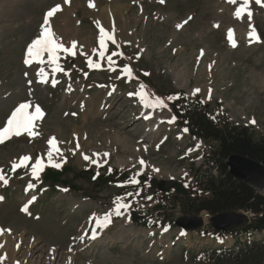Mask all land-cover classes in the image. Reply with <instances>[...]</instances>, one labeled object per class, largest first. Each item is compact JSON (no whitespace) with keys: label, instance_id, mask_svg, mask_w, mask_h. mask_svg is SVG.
<instances>
[{"label":"rangeland","instance_id":"374dc122","mask_svg":"<svg viewBox=\"0 0 264 264\" xmlns=\"http://www.w3.org/2000/svg\"><path fill=\"white\" fill-rule=\"evenodd\" d=\"M110 2L0 0V128L23 102H30V112L36 105L42 109V117L34 121L33 134L22 132L0 143V169L8 180L7 184L0 181V229L9 234L6 242L14 250L11 259L0 253V264H205L199 251L228 247L234 242L231 235L213 233L211 214L185 212L179 204L171 203L176 186L208 195L194 186L192 172L217 143L202 141L189 148L194 143L191 136L175 121L170 124L168 120L173 117L170 109L176 100L195 99L213 116L217 114L234 125L247 127L254 139L264 136V8L250 0L249 19L246 13L239 18L234 15L240 0H119L126 11L117 14L112 10L108 13L110 22L113 16L116 20L126 17L129 30L140 41L106 40L107 52L100 61L92 52L99 49L100 29L86 3L105 10ZM57 5L64 12L70 11L56 17L58 11L50 18L51 31L58 34L56 29L73 18L74 26L69 24L66 29L75 27L77 33L79 29L80 38L86 35L90 50L78 48L75 55L61 52L59 64L64 71L55 74L58 83L53 86L49 65L27 68L24 61L27 47L41 34L45 14ZM177 20H183L182 27L185 25L180 32L174 28ZM237 24L244 30L252 25L259 36L258 43H250L235 29L232 33L237 44L232 47L227 27L232 29ZM114 52L118 54L113 56ZM83 53L99 61L101 67L90 68ZM108 56L115 62V71L109 70ZM213 59L218 60L219 75L209 78L201 74L199 63ZM125 66L131 68L132 76L121 73ZM41 67L48 73L47 83L39 82L36 73ZM172 69L189 78L188 86L179 87L173 81ZM195 85H206L212 90L210 98L202 92L188 94L187 90ZM140 91L148 103L160 98L166 107H150L153 117L144 120L146 111L142 110L146 107L144 100L140 104ZM97 94H105L104 105L97 114L89 115L93 107L90 100ZM50 138L57 142L53 164L47 159L52 148ZM104 152H109L107 157ZM93 153H99V158ZM25 155L31 158L25 162L27 167L13 172L12 163H19ZM85 155L98 159L103 166L84 159ZM37 158L42 159L44 167L34 177L31 166ZM56 163L68 171L60 181L53 182L44 174L48 166L57 171ZM83 170L86 173L81 174L79 171ZM114 171L128 178L96 183L95 176L107 177ZM137 173L146 177L144 186L139 185ZM134 175L138 183H127ZM149 179L156 180V184L172 179L175 186L166 194L158 186L150 189ZM30 184L33 187L29 188ZM137 192L139 195H135ZM128 193L133 195L126 196ZM117 197H126L123 202H131L130 209L122 216L113 213L111 222L96 228V238H91L94 214L99 218L109 212ZM21 204L27 205L26 211H20ZM131 215H136L138 221L131 222ZM183 216L202 217L203 228L180 229L174 221ZM118 233L123 237L112 240ZM251 238H264V231Z\"/></svg>","mask_w":264,"mask_h":264},{"label":"trees","instance_id":"16d2710c","mask_svg":"<svg viewBox=\"0 0 264 264\" xmlns=\"http://www.w3.org/2000/svg\"><path fill=\"white\" fill-rule=\"evenodd\" d=\"M178 124L187 126L193 138L215 141L205 153L201 166L193 171V182L208 195L195 194L188 188L176 186L171 203L179 204L185 212L206 211L211 215L226 211H243L249 222L236 226L226 233L212 229L219 235H231L234 242L228 247L204 248L199 251L205 264H264V238L253 239L252 234L264 231V194L257 193L253 187L227 172L225 159L230 154H241L264 164V136L254 139L247 127L234 125L222 117H211L205 106L195 100H187L171 105ZM68 171L67 168L55 171L48 167L45 178L53 182ZM81 174L86 170L79 171ZM127 178L125 174L114 171L107 177L98 176L96 183L116 182ZM140 186L145 185L146 177H141ZM150 189H156V180L150 179ZM160 207V206H159ZM155 208L156 210L160 208ZM131 219L138 221L136 215Z\"/></svg>","mask_w":264,"mask_h":264},{"label":"snow or ice","instance_id":"6c2138e0","mask_svg":"<svg viewBox=\"0 0 264 264\" xmlns=\"http://www.w3.org/2000/svg\"><path fill=\"white\" fill-rule=\"evenodd\" d=\"M161 2L163 3V0H161ZM231 3H236V0H230ZM250 0H240V7L237 8L236 12L234 13V15L236 17H241L242 13L245 11V9H247L248 5H249ZM255 2L257 4H262V6H264V3H262V0H255ZM60 6L57 5L56 7L52 8L51 10H49L46 14H45V19H44V23L42 24L41 28V34L40 36H38L37 38H35L27 47L26 49V59H25V63L26 64H31L33 63V61H37L40 64H47L50 66L51 68V83L53 86L56 85V83H58V81L55 79V74L57 72H62L64 71L63 67L59 64V60H60V53L63 52L66 55H75V49L77 47L76 42H72L71 47H67L64 45V43H62L61 41L57 40L55 38V34L51 31V26L49 23V20L51 17H53V15L60 11ZM248 16L249 19H251V12H248ZM189 19H191V17H189ZM187 21H185L186 23ZM177 27H181V25H177ZM249 35V40L250 42H252V39L254 38V30L249 31L248 33ZM228 38L230 40L233 39V33L231 30H229L228 33ZM106 40L107 41H112L113 43H116L115 39H114V35L113 34H109L105 29H103L102 27L100 28V35L98 38V43H99V50L97 49H93V55H96L99 57V60L102 61L105 58V54L107 52V46H106ZM118 47V46H117ZM47 53V60H44V54ZM86 56V62L88 64V66L90 68H100L101 67V63L99 61H93L91 58H89L87 56V53H83ZM118 53L114 52L112 55H117ZM107 62H108V66H109V70L111 71H115L116 68L113 67L114 65V61L112 59V56H108L107 57ZM121 73H130V68L128 66H125L124 68L120 69ZM27 75V74H26ZM37 76L39 78V82L41 83H47L48 82V73H46L45 69L43 67H41L38 72H37ZM31 83V82H29ZM139 89L142 90L144 89V85H140ZM200 90L199 89H195L193 92V95H195L196 93H198ZM129 95H132L131 93ZM140 95L143 98L144 93L142 91H140ZM176 98H179L178 96ZM209 98H210V94H209ZM169 99H173L172 97H169ZM147 107H166V105L164 104V102L160 99V98H156L155 100L146 103ZM31 107L30 102H23L21 104H19L11 113L10 117L8 118V120L6 121V125L3 128H0V143L4 142L5 139H10L12 136H20L22 134V132H27L30 135L33 134L32 133V129L34 127V121L40 119L42 117V109L40 108L39 105H36L34 108V111L29 112L27 111L29 108ZM175 120V117H172V119L169 121V123L173 122ZM254 122V121H253ZM186 131V130H185ZM49 145L52 146V148H50L49 152L47 153V159H48V163L49 164H53V149L55 148L56 145V141L54 138H50V140L48 141ZM79 143L77 142L76 148L79 149ZM75 151V150H74ZM56 154L60 155L59 150H56ZM93 156L99 158L100 154L99 153H93ZM105 157L108 156V153L104 154ZM86 160H90L91 163L93 164H97L98 167H102V164L98 163V159L97 160H92L90 157L88 156H84L83 157ZM30 156H23L20 158V162L19 163H12V171L15 172L17 170V168L20 167H27V164L25 162L30 161ZM104 163H107V160L104 161ZM141 165L144 164V162L141 160L140 161ZM55 167H60L59 163L54 164ZM44 167L43 163H42V159L41 158H37L35 163L32 164L31 166V173L32 175L38 176V172L40 170H42V168ZM109 171H111V169H109ZM136 175H139V173H137ZM136 175L132 176L129 178V181L127 183H138L137 179H136ZM0 181H3L4 184L8 183V180L5 178L4 174H3V170L0 169ZM123 186V185H121ZM33 187V185H29V188ZM132 193H128L126 194V196H132ZM135 195H139V192H137ZM0 199H3L2 197H0ZM33 199H35V197H33ZM126 199V197H117L116 200L114 201V208L110 209L109 212L105 213L102 217L97 218L94 214L93 219L96 220V224L93 226L92 229V237L93 239L96 238V231L95 229L97 227L103 228L106 227L108 223L111 222V216L113 213H115V215L117 216H122L124 215L125 212H127L130 207H131V202L129 203H124L123 201ZM148 199H151L150 197ZM121 209L124 210V212L121 211ZM23 210H27L26 207ZM166 230V229H165ZM4 230L0 229V233H2ZM10 231V230H8ZM81 239H84L83 236H81Z\"/></svg>","mask_w":264,"mask_h":264},{"label":"bare ground","instance_id":"6f19581e","mask_svg":"<svg viewBox=\"0 0 264 264\" xmlns=\"http://www.w3.org/2000/svg\"><path fill=\"white\" fill-rule=\"evenodd\" d=\"M71 1V0H70ZM89 1V0H88ZM110 5L108 7V4L104 9L100 10L99 7L97 8V5L95 4H89V3H86L87 5V10L89 12H91L93 14V16L95 17V23L97 25V27L100 29L101 27L103 29H105L109 34H113L114 35V39L115 41H122V42H132V43H137L139 42L140 40L137 39V34L134 32V31H131L129 30L130 27H129V22H128V19L126 17H123L121 20H118L119 18L114 19V16H113V21L110 22V16L108 17V13H111L112 10L114 12H116L117 14H121L123 13V11L125 10V6L123 5H120L118 4L119 0H110ZM230 1V0H228ZM113 7H112V6ZM111 7V9H110ZM240 7V6H239ZM67 8V7H66ZM127 8V7H126ZM142 10V8H141ZM68 11H70V9H68ZM67 12H64V9L61 8L60 12L56 13L55 16L56 17H59V15H63L65 13V15L68 13ZM126 11V10H125ZM250 10L247 8L245 9V11L243 12L244 14L249 12ZM98 12V13H96ZM141 13V12H140ZM242 13V14H243ZM68 16V15H67ZM123 16V15H122ZM142 16V14H141ZM218 17V16H217ZM216 17V18H217ZM236 17V16H235ZM249 17V16H247ZM116 18V17H115ZM121 18V17H120ZM141 18V17H140ZM218 19V18H217ZM216 19V21H217ZM229 19H230V16H229ZM234 19V18H233ZM68 20V19H67ZM109 20V21H108ZM133 20V19H132ZM249 20V19H248ZM178 21V22H177ZM175 21V27L176 28V31L177 32H180L183 27H185V25L182 27V24H184L183 20H177ZM214 22L212 23L215 28L218 27V24L216 23L215 20H213ZM230 21V20H229ZM51 22V20H50ZM119 22H122L121 24ZM135 22V21H134ZM74 23H75V20L73 18H69L68 21H64L63 25L61 24L60 28L58 27V34L56 33L55 35V38L57 37V40L61 41L62 43H64L65 46L67 47H71V44L72 42H76L77 44V47L76 49H81V50H84L86 52H88L90 50V45H89V42L88 39H87V36H83L82 38H80V35L79 33H82L80 32V30L78 29L79 33L76 32L77 28H73L72 26H70L69 28L70 29H66L68 27L69 24H73L74 26ZM230 23V22H229ZM211 24V25H212ZM223 24V23H222ZM76 25V24H75ZM177 25H181V27H177ZM212 25V27H214ZM238 25V24H237ZM244 25V24H243ZM247 25V24H246ZM78 27V26H77ZM81 27V26H80ZM132 27V26H131ZM247 28L248 29H243L242 26H240V24L238 26H233V28L231 29L230 27H227L228 29V32L229 30L231 31H234L235 29H237V32L239 35H243L244 37L247 38V40L249 39V31L250 29L251 30H254V28L252 27V25H247ZM60 29V30H59ZM83 30V28H82ZM175 31L174 33V36H176L177 32ZM236 31V30H235ZM86 31L84 30V33ZM91 33V32H90ZM83 35V34H82ZM90 36V34L88 35ZM236 35H234L233 33V39L230 40V45L233 47L237 44V40L236 38L234 37ZM259 39V36L257 34V32L254 31V38L252 40L254 41H257ZM253 41V42H254ZM143 43V42H142ZM141 43V45H142ZM251 43V42H250ZM145 51V50H144ZM201 52L203 53L204 50H201ZM205 55V53H203ZM221 60V59H220ZM219 60V61H220ZM202 61V60H201ZM218 61V60H217ZM215 59H213V61L211 62H201L199 64L200 65V68H202V70H199L201 71V74L205 73L209 78H213V77H216L217 75H219L218 73V66H217V62ZM35 63H31V64H27V68H30L34 65ZM183 64H186L185 62ZM37 65V64H35ZM180 70V69H179ZM183 73V72H182ZM180 73L179 71H176V69H172L171 70V74H172V79L173 81L179 86V87H186L188 86V83H189V78L188 77H185L184 75L185 74H182ZM37 74V73H36ZM252 78V77H251ZM256 78V77H255ZM212 80V79H211ZM258 82V81H257ZM263 83H264V77H263ZM195 89H199L200 91L199 92H202L204 94V96H207L209 94L212 93V90L210 92V89L206 86V85H195L193 86L192 88H190L188 91V94H192L194 92ZM68 94V91L66 92ZM109 94H111L110 96L113 95L112 92H109ZM105 95V94H104ZM104 95H101V94H97L96 96H94L90 101H91V104L93 105V107L91 108L92 110L89 111V115L93 114H97L99 112V109H101V107H103V100H104ZM112 98V97H111ZM110 98V100H111ZM110 102V101H109ZM144 103V106L146 107L145 109H147L146 113L144 115H147V114H152V113H149L151 112L150 110H148L149 108L146 106V103L143 101ZM103 104V105H102ZM91 107V106H90ZM30 112V111H29ZM88 115V114H87ZM92 115V116H93ZM151 118V116H150ZM125 142V141H124ZM27 209V207H26ZM4 233V231H3ZM9 237V234L7 233H4V234H1L0 235V253H2L5 257V259H11L12 255H13V246L11 243H7L6 240L8 239ZM121 237H123L122 234L118 233V234H114L111 238L112 240L115 239V241H118L121 239ZM3 239L4 243L1 242V240ZM75 240V239H74ZM111 240V239H110ZM9 241V240H8ZM93 247V246H92ZM71 249V248H70ZM17 264V263H16ZM18 264H21V263H18Z\"/></svg>","mask_w":264,"mask_h":264},{"label":"water","instance_id":"95a60500","mask_svg":"<svg viewBox=\"0 0 264 264\" xmlns=\"http://www.w3.org/2000/svg\"><path fill=\"white\" fill-rule=\"evenodd\" d=\"M227 172L235 178L249 184L259 193H264V164L241 154H230L226 157ZM174 185L173 181L162 180L158 187L167 191ZM175 224L187 231L200 229L204 222L200 216H183L174 221ZM211 226L219 231H229L236 226L249 222L244 212L226 211L212 215L209 218Z\"/></svg>","mask_w":264,"mask_h":264}]
</instances>
